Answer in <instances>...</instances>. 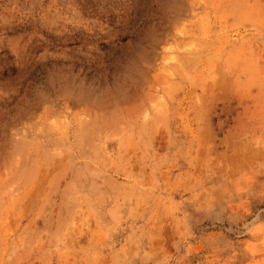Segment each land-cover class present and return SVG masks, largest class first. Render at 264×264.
<instances>
[{
	"label": "rangeland",
	"instance_id": "374dc122",
	"mask_svg": "<svg viewBox=\"0 0 264 264\" xmlns=\"http://www.w3.org/2000/svg\"><path fill=\"white\" fill-rule=\"evenodd\" d=\"M0 264H264V0H0Z\"/></svg>",
	"mask_w": 264,
	"mask_h": 264
}]
</instances>
